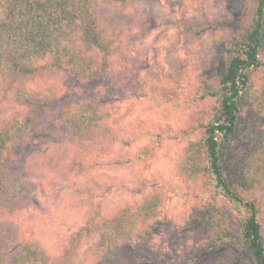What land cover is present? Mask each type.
<instances>
[{"label": "trees", "instance_id": "16d2710c", "mask_svg": "<svg viewBox=\"0 0 264 264\" xmlns=\"http://www.w3.org/2000/svg\"><path fill=\"white\" fill-rule=\"evenodd\" d=\"M228 1L232 8L243 0ZM250 2L248 23L231 39L226 32L213 33L209 44L215 52L214 72L207 71L197 89L198 99H212V106L198 114L201 133L182 148L178 161L179 177L191 194L199 191L202 205L190 212V231L207 240V248L196 247L185 264L203 263L225 247L233 253L220 258L221 264H264L262 208L259 200L249 198L264 188V131H256L264 114L263 78L258 81L264 71V0ZM134 3L0 0V103L12 110L0 117V264H63L61 255L49 254L17 221L35 185L17 172L15 150L40 138L34 133L41 124L46 140L88 150L99 147L100 157L111 154L117 141L109 113L94 102L74 103L51 84L38 83L29 91L8 81L6 72L21 82L39 70L55 71L79 85L102 82L116 88L123 41L104 24L100 8L130 9ZM165 199L159 191L144 196L133 212L113 214L109 229L97 221L99 210L89 206L79 238L68 237L65 246L81 251L76 264H125L124 248L154 237ZM95 232L92 250L82 235Z\"/></svg>", "mask_w": 264, "mask_h": 264}, {"label": "rangeland", "instance_id": "374dc122", "mask_svg": "<svg viewBox=\"0 0 264 264\" xmlns=\"http://www.w3.org/2000/svg\"><path fill=\"white\" fill-rule=\"evenodd\" d=\"M250 12V0L235 2L232 8L228 0H135L130 9L100 8L104 24L123 41L116 88L102 82L79 85L55 71L39 70L21 82L6 72L8 81L29 91L38 83L51 84L74 103L94 102L109 113L117 137L111 154L100 157L99 147L88 150L46 140L41 124L34 135L42 139L15 150L17 172L35 185L17 216L29 238L39 239L49 254L61 255L63 264H76L81 251L67 249L65 243L72 235L79 238L86 208L96 207L97 221L109 229L113 214L133 212L144 196L159 191L166 199L153 226L154 237L126 246L125 264H185L196 247L207 248L206 238L192 233L189 224L191 210L202 208L199 191L191 194L177 166L182 148L201 133L198 114L212 106V99H198L197 89L201 77L214 72L215 52L209 44L213 33L226 32L231 39L248 23ZM261 78L264 84V71ZM11 112L0 103V117ZM256 131H264V114ZM249 198L260 201L264 227V188ZM98 233L82 235L83 244L93 250ZM231 253L233 248L225 247L199 264H221L220 258Z\"/></svg>", "mask_w": 264, "mask_h": 264}]
</instances>
